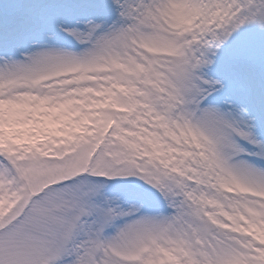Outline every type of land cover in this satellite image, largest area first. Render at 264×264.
<instances>
[{"label":"snow or ice","instance_id":"6c2138e0","mask_svg":"<svg viewBox=\"0 0 264 264\" xmlns=\"http://www.w3.org/2000/svg\"><path fill=\"white\" fill-rule=\"evenodd\" d=\"M0 264H264V0H0Z\"/></svg>","mask_w":264,"mask_h":264}]
</instances>
